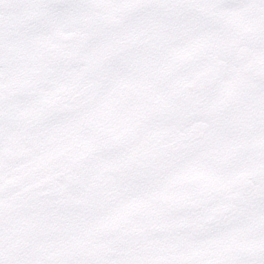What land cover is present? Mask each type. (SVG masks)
I'll list each match as a JSON object with an SVG mask.
<instances>
[{"label": "snow or ice", "instance_id": "1", "mask_svg": "<svg viewBox=\"0 0 264 264\" xmlns=\"http://www.w3.org/2000/svg\"><path fill=\"white\" fill-rule=\"evenodd\" d=\"M0 264H264V0H0Z\"/></svg>", "mask_w": 264, "mask_h": 264}]
</instances>
